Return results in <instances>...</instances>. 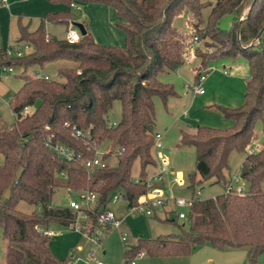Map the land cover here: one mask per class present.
<instances>
[{"label":"trees","instance_id":"1","mask_svg":"<svg viewBox=\"0 0 264 264\" xmlns=\"http://www.w3.org/2000/svg\"><path fill=\"white\" fill-rule=\"evenodd\" d=\"M49 1L68 8L42 17L34 30L19 25L17 42L31 46L22 57L0 53V66L23 69L21 83L10 96L15 120L6 125L0 118V229L6 241L2 264H65L67 257H56L50 249V236L42 232L54 223L70 227L75 222L77 214L68 206L51 204L58 186L69 192L96 194L92 210L83 209L90 220L89 231L114 194L120 193L127 206L141 200L147 190V167L155 164L152 98L158 95L165 101L176 93L158 75L177 70L187 53L186 36L174 26V19L186 12L195 28L201 9L209 5L202 0ZM74 1L113 7L119 16L115 25L125 34L124 44L96 42L84 23L86 32L74 43L47 34V21L71 24L75 14L70 3ZM225 14L233 16L228 30L219 27ZM204 27L219 47L207 58L198 54L201 60L193 69L194 81L211 59L237 53L248 60L249 78L243 102L236 108L220 107L233 120L231 127L199 125L194 132L180 130L178 145L195 148L196 174L188 176L187 185L193 191L204 182L225 187L230 152L245 151L257 118L264 129V44L259 34L264 28V0H215ZM57 59L76 62L75 67L58 69L61 80L26 74L31 65ZM114 100L120 102V118L109 124L107 113ZM26 106L33 109L21 116ZM73 126L86 135L75 137ZM47 141L70 147L81 159L95 157V148L102 150L106 165L88 171L81 161L58 156ZM111 157L115 164L107 163ZM135 160L139 161L137 178L131 174ZM239 175L247 183L245 194L222 193L194 200L176 233L139 239L124 251V264L139 253L186 255L204 242L217 249L246 247L249 264H255L264 250V142L257 150L246 152ZM21 201L31 211H20L17 205ZM176 220L166 217L161 221Z\"/></svg>","mask_w":264,"mask_h":264},{"label":"rangeland","instance_id":"2","mask_svg":"<svg viewBox=\"0 0 264 264\" xmlns=\"http://www.w3.org/2000/svg\"><path fill=\"white\" fill-rule=\"evenodd\" d=\"M208 1L209 5L201 9V20L195 28H192L188 21L186 12L174 19V26L184 32L186 42H191V37L197 36V42L193 44V53L191 57L184 61L183 65L175 71H165L158 75L160 81L170 83L176 92V96L171 95L163 101L158 95L153 96L155 125L154 131L161 135L160 148L152 147L151 152L155 160L154 166L147 169V178L150 176H160V180L154 181L153 185L162 189L164 197L168 198L167 206L172 207L171 198L198 197L200 199L211 198L223 193V184L204 182L195 187V191L189 188L188 176L196 174L195 170V148L191 145H178L180 130L194 132L199 125L211 126L216 128H228L233 125V120L223 115L220 107L236 108L243 99L246 90V80L249 77L248 60L242 54L237 53L235 56H219L211 59L207 64L208 72L202 83V94H194L188 85L193 84V68L200 64L198 54L206 58L213 55L218 50L217 44L212 41L205 30L206 19L210 13L211 6L215 0ZM75 2V1H74ZM81 9H71L75 14L72 20L92 26V36L96 42L101 41H117L114 32H122L115 25V21L108 23L107 12L100 13L87 10L88 6L82 2H77ZM90 3V7L94 8ZM106 8V7H105ZM233 16L231 14L223 15L219 20V27L228 30L231 27ZM35 21L30 26L32 29ZM68 25L46 23V32L57 38H64L66 27ZM8 42H13L18 34L16 20H11L8 25ZM72 28L77 29L73 24ZM122 34V33H121ZM113 35V36H112ZM123 39L120 40L123 43ZM261 42L264 44V29L260 36ZM259 41L255 42V45ZM116 45V44H114ZM123 45V44H122ZM120 44V46H122ZM76 62L57 59L44 63L43 65L34 64L26 69V74L34 76L47 74L49 78L61 80L58 69L61 67H75ZM22 67H15L12 72L1 73L0 78V118L3 124L10 125L14 122L15 116L10 107V96L21 83L19 75L22 74ZM226 71V73H224ZM6 77V79H4ZM33 107L28 108L30 112ZM120 118V102L114 100L111 108L107 113L109 124L116 123ZM264 142V129L261 118H257L253 125V136L248 146L257 145L259 148ZM245 151L233 149L228 158L229 169L226 171V177L232 178L239 176L240 165L246 155ZM102 151V150H101ZM109 164H115L116 160L111 157L107 160ZM139 172V161L135 160L132 167V177L137 178ZM197 176V175H196ZM182 180V182H180ZM240 183L246 188L247 183L241 179ZM264 189V183L262 185ZM200 190V194H196ZM194 192V193H193ZM79 193L75 191H67L64 187L58 186L55 189L51 199L53 206H68L71 199L76 200ZM126 207V202L122 198L116 201H110V208L115 215H122ZM17 208L23 212L31 211L32 207L21 201ZM181 210L187 211L186 208ZM82 215L79 214L76 225L82 222ZM88 222H90L87 217ZM183 220L177 219L176 222L160 221L153 217L131 216L128 215L125 220L124 227L128 233L126 240L120 239L119 231L103 228V241L97 254L99 260L103 264H124V251L132 248L139 239L156 238L161 235L172 234L178 231L177 224L183 223ZM123 227V225L121 226ZM120 227V230L123 228ZM49 229L52 231L50 236V249L59 259H63L65 255H69L70 251L75 256L84 255L85 251L92 246L89 241L79 232L70 227L51 224ZM6 241L2 237L0 229V264L4 261ZM104 250V253L102 252ZM135 264H249L248 253L246 247H225L217 249L209 242H204L195 246L188 254L178 256H153L147 253H141L133 258ZM255 264H264V250L257 257Z\"/></svg>","mask_w":264,"mask_h":264},{"label":"built area","instance_id":"3","mask_svg":"<svg viewBox=\"0 0 264 264\" xmlns=\"http://www.w3.org/2000/svg\"><path fill=\"white\" fill-rule=\"evenodd\" d=\"M4 4H6V0H1ZM70 8L74 10H80L81 7L77 2H71ZM72 23L66 28L65 31V39L69 43L77 42L80 39V32L78 29L72 28ZM48 39V36L46 37ZM198 37L193 36L191 37V42L188 44L187 47V53L185 60L189 59L191 57V54L193 53V44L197 42ZM31 46L27 43H21L17 46H6L3 51L4 54L7 57H22L25 55L29 50ZM0 70L3 73L6 72H12L13 67L8 65H2L0 66ZM202 72L207 73L208 70L205 69ZM198 76L197 80L191 84L188 85L193 91L194 94H202V83L205 80L206 74H202ZM34 77H44L47 79L49 76L47 75H39L35 74ZM29 107H24L20 111V115L24 116L28 113ZM65 126H68V122L64 123ZM72 134L75 137H82L83 135H86V133L79 129L75 128L73 126V132ZM153 145L152 147L160 148L162 146L161 144V135L158 132H154L153 135ZM47 145L60 157L66 158L68 160H74V161H81V164L88 170L92 171L96 168L104 167L106 165V162L101 158L102 151L95 148L96 156L93 158H87V159H81V156L74 152L70 147L59 144V143H50L46 142ZM257 145L248 146L246 148V151L251 152L253 150H257ZM160 176H150L146 179V193L142 196L141 200L131 206L126 207V214L131 216H157L162 215L164 218H175L184 220L187 217V211L181 210V208H188L190 207L191 203L199 199L198 197H191V198H183V197H173L171 198L172 207L167 206L168 198L164 197L162 194V189L159 187H155L153 185L154 181L160 180ZM242 178L240 175H235L232 178L229 179V182L225 185L223 188V194H235V195H242L247 192V187L245 188L241 183L240 180ZM182 182V180H180ZM196 194H200V190H197ZM121 198L120 193H116L113 195L111 201H116ZM96 200V194L92 192H81L76 200L71 199L68 203V207L74 211L76 215L75 222L72 224L74 229H77L80 231V233L87 239V241L92 244L90 248H88L84 255L82 256H75L72 252L68 255L67 260L65 264H103L101 260L98 259L97 254L100 250L102 241H103V228L111 229V230H117L119 231L120 238L122 241L126 239V233L120 230L122 219L118 218L115 213L110 208H105L97 215V222L96 226L93 228V230L89 231L90 228V222H87V214L83 211L85 210H92L94 203ZM82 215V222L79 226L76 225V221L78 216ZM43 234L52 236V231L49 229L43 230ZM141 254V253H139ZM138 254V255H139ZM127 264H135L134 260H131Z\"/></svg>","mask_w":264,"mask_h":264},{"label":"crops","instance_id":"4","mask_svg":"<svg viewBox=\"0 0 264 264\" xmlns=\"http://www.w3.org/2000/svg\"><path fill=\"white\" fill-rule=\"evenodd\" d=\"M84 4H86L88 6L87 10H89V12H91V13H92V10L99 11L100 13L107 12L108 13L107 14L108 15L107 16L108 23H111V22L119 19V16L117 15L116 10L111 6H107V5L99 4V3H93L92 5H95V6H93L94 8L92 9V7H90V3H84ZM67 8L68 7L66 5H64L63 3H55V2H51L49 0H6V4H4L0 0V53H1V51H3V49L6 46H11V45L17 46V45L21 44V43L17 42V38L19 35V25H25V26H28L29 30H34L35 28H37V26H39L40 20L42 17L46 16L49 13H56L60 10H66ZM73 17H75V16H73ZM11 20H16V24H17V28H18V34H17L16 39L13 42L9 43L8 42V30H9L10 26H8V25L11 23ZM34 21H35V25L32 29H30V26L33 24ZM73 22H74V20L71 21V23H73ZM46 23H55V22H48L47 21ZM46 23L44 26H46ZM55 24H62V23H55ZM62 25H65V24H62ZM88 29L90 32L91 31L93 32V30H94V29H92V26H88ZM45 30H46V27H45ZM92 32H91V34H92ZM113 33H115V38H116L115 40H117V41H101L102 42L101 44H105V45L116 44L119 46H120V44L121 45L124 44V40H125L124 32L122 31V32L116 33L113 31ZM47 34H49V33H47ZM49 35H51V34H49ZM122 38H124L123 43H121V41H120V40H122ZM14 68L15 67H13V70H14ZM1 73H3V72L0 70V78H2ZM224 73H226V71H224ZM43 75H47V74H43ZM193 76H194V73H193ZM4 79H6V77ZM247 81H248V79L246 80L245 84L247 83ZM176 95L177 94L175 93L174 96H176ZM154 165H152V166H154ZM148 167H147V169H148ZM212 197H214V196H212ZM126 207H127V205H126ZM126 207H125L124 213L122 215H117L118 218H121L123 220L122 224H121V226L123 225V227H121V228H123V230L121 229V231H123L125 233L127 231H126V227H124V224H125L126 217L128 216L126 214ZM145 217H149V216H145ZM153 218L158 219L160 221L162 219H164V217L162 215H157V217L153 216ZM127 235H128V233H126V237H127ZM102 252L104 253V250H102ZM70 253H71V251H70ZM66 257H68V256L65 255L64 258H66Z\"/></svg>","mask_w":264,"mask_h":264},{"label":"water","instance_id":"5","mask_svg":"<svg viewBox=\"0 0 264 264\" xmlns=\"http://www.w3.org/2000/svg\"><path fill=\"white\" fill-rule=\"evenodd\" d=\"M72 24L77 27V29L79 30L80 34L83 35L86 32L85 27H84V25L82 23H80V22H73ZM263 29L264 28H262L260 30V33L259 34H261V32L263 31Z\"/></svg>","mask_w":264,"mask_h":264}]
</instances>
